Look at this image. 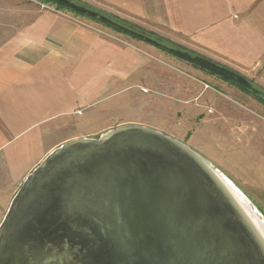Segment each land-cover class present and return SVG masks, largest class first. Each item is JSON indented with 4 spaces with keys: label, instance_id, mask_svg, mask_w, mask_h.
Wrapping results in <instances>:
<instances>
[{
    "label": "water",
    "instance_id": "95a60500",
    "mask_svg": "<svg viewBox=\"0 0 264 264\" xmlns=\"http://www.w3.org/2000/svg\"><path fill=\"white\" fill-rule=\"evenodd\" d=\"M55 1L260 93L204 56ZM0 264H264V217L189 146L121 125L62 144L27 175L0 223Z\"/></svg>",
    "mask_w": 264,
    "mask_h": 264
},
{
    "label": "crops",
    "instance_id": "0c3cea01",
    "mask_svg": "<svg viewBox=\"0 0 264 264\" xmlns=\"http://www.w3.org/2000/svg\"><path fill=\"white\" fill-rule=\"evenodd\" d=\"M77 1L242 75L264 59V0ZM48 5L0 0V223L27 175L50 152L124 122L115 119L122 97L165 112L171 100L186 102L184 93L194 95L192 105L212 108L209 99H198L218 91L197 75L170 73L137 39ZM137 89L164 99H141ZM251 117L239 137L262 165L256 188L263 193L264 120Z\"/></svg>",
    "mask_w": 264,
    "mask_h": 264
},
{
    "label": "rangeland",
    "instance_id": "374dc122",
    "mask_svg": "<svg viewBox=\"0 0 264 264\" xmlns=\"http://www.w3.org/2000/svg\"><path fill=\"white\" fill-rule=\"evenodd\" d=\"M30 1L41 7L40 4H37V1L43 0ZM73 1L80 3L77 0ZM52 5L55 6V4ZM136 41L147 47L152 54L160 56L165 60V63L169 67L167 70L170 73L188 72L192 75H197L200 82L215 88V91L218 90V94L216 92L214 98L211 95L206 97L201 95L198 102L203 103L209 99V105L212 106V108H204L192 105L196 101L194 100V95H186L184 93L181 95V98L186 102H178L180 105H177L176 101L171 100L173 103L168 104L165 112L163 109L161 111L157 106L146 105L145 107V105H142L141 100V104H132L130 100L124 99L126 97L124 96L121 98V111L115 116V119L121 122L124 121L121 123L122 125L138 124L155 129L189 146L222 172L264 217V192L262 193L261 189L256 188L257 181L260 180V183H263L261 175L262 165L256 164L253 152H250L248 148H244L243 138L239 137L243 133L240 130L243 129V120H247L251 116L264 120V104L254 95L240 89L235 84L216 74L196 67L189 61L153 44L141 40ZM165 43L169 47L181 46L168 41H165ZM183 48L186 47L184 46ZM243 76L255 88L264 91V59L257 68ZM186 81L184 79L183 82ZM199 85L203 87L202 83H199ZM199 89L191 91L192 94H195ZM137 91L138 89L133 90L137 97L139 96L141 99L143 97L164 99L150 90H141L142 93L139 94ZM211 91L213 90L211 89ZM128 95L130 97L131 94ZM213 103L219 105L218 107H221V109L219 108L221 111ZM214 108H217V111ZM121 124L118 126H121ZM113 128L107 129L97 137L92 138H98L101 134ZM215 128L217 129V133L215 132ZM243 189L247 191L244 192Z\"/></svg>",
    "mask_w": 264,
    "mask_h": 264
},
{
    "label": "trees",
    "instance_id": "16d2710c",
    "mask_svg": "<svg viewBox=\"0 0 264 264\" xmlns=\"http://www.w3.org/2000/svg\"><path fill=\"white\" fill-rule=\"evenodd\" d=\"M43 3H46V4H49V3H50V4H55V6H56L57 8H59V9H68V10L72 11L73 13H75V14H77V15L86 16V17L89 18L90 20L95 21V22H98V23H100V24H102V25H104V26H106V27H109L110 29H112V30H114V31H117V32L123 33V34H125V35H129V34L123 32V31L119 30V29L116 28V27H112V26H110V25H107V24L101 23L98 19H96V18H92V17H89V16H87L86 14H83V13H80V12H78V11H76V10H73V9H71L70 7L64 5V4L60 3V2H57V1H55V0H43ZM107 16H108V15H107ZM108 17L111 18V19H113V20H115L116 22H118V23H120V24H123V25H125V26H127V27H129V28H131V29H133V30H135V31L142 32V33H144V34H146V35H149V36H151V37L157 38V39L160 40L163 44L166 45L165 40H163V39L160 38V37H157V36H155V35H153V34H151V33L145 32L144 30L138 28L137 26L132 25V24H129V23L125 22V21H122V20H119V19H116V18H113V17H110V16H108ZM129 36L133 37L134 39L141 40L140 38H137V37H135V36H132V35H129ZM141 41H142V40H141ZM193 65L196 66V67H199V66H197V65H195V64H193ZM199 68H201V67H199ZM202 69H203V68H202ZM203 70H206V69H203ZM206 71H207V72H210V71H208V70H206ZM210 73H212V72H210ZM213 74H214V73H213ZM220 77H221V76H220ZM221 78H223V77H221ZM223 79H225V78H223ZM225 80H227V79H225ZM228 81H230V80H228ZM230 82L233 83V84H235V85H236L237 87H239L240 89H242V90H244V91H246V92H249L250 94L254 95L256 98H258V99L260 100V102H262V103L264 104V91L260 90V93H259V94H254V93H252L250 90H248V89H246V88H243V87L239 86L238 84H236V83H234V82H232V81H230Z\"/></svg>",
    "mask_w": 264,
    "mask_h": 264
},
{
    "label": "built area",
    "instance_id": "2783aa9c",
    "mask_svg": "<svg viewBox=\"0 0 264 264\" xmlns=\"http://www.w3.org/2000/svg\"><path fill=\"white\" fill-rule=\"evenodd\" d=\"M40 6L42 7V8H49L50 6L48 5V4H46V3H40ZM80 113V112H79Z\"/></svg>",
    "mask_w": 264,
    "mask_h": 264
}]
</instances>
